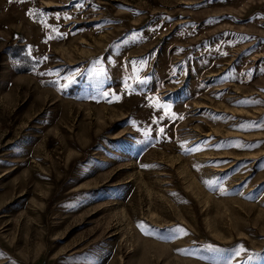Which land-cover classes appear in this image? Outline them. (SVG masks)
<instances>
[{
	"label": "rangeland",
	"instance_id": "rangeland-1",
	"mask_svg": "<svg viewBox=\"0 0 264 264\" xmlns=\"http://www.w3.org/2000/svg\"><path fill=\"white\" fill-rule=\"evenodd\" d=\"M0 264H264V0H0Z\"/></svg>",
	"mask_w": 264,
	"mask_h": 264
},
{
	"label": "trees",
	"instance_id": "trees-1",
	"mask_svg": "<svg viewBox=\"0 0 264 264\" xmlns=\"http://www.w3.org/2000/svg\"><path fill=\"white\" fill-rule=\"evenodd\" d=\"M21 51H22V48L19 47V45H14L10 50L11 57H12V60L14 61L15 58H13L12 54H15V56H18L19 59L16 62V68L17 69L19 68L21 70H26L30 68V66H32L35 63V61L29 56H24V55L21 56L20 55Z\"/></svg>",
	"mask_w": 264,
	"mask_h": 264
},
{
	"label": "snow or ice",
	"instance_id": "snow-or-ice-1",
	"mask_svg": "<svg viewBox=\"0 0 264 264\" xmlns=\"http://www.w3.org/2000/svg\"><path fill=\"white\" fill-rule=\"evenodd\" d=\"M9 2H12V0H9ZM19 2H23V0H19ZM34 13H30V15H33ZM53 31H58L57 29H53ZM50 39L52 38V37H49ZM196 150H200V149H196ZM177 232H179V231H182V230H180V229H177L176 230ZM184 234H187V233H184ZM241 250H243V249H241ZM240 253L239 252H237L236 253V255L238 256Z\"/></svg>",
	"mask_w": 264,
	"mask_h": 264
}]
</instances>
